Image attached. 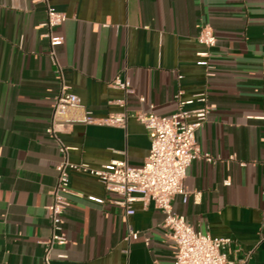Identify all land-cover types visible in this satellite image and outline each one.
I'll use <instances>...</instances> for the list:
<instances>
[{"label":"crops","instance_id":"1","mask_svg":"<svg viewBox=\"0 0 264 264\" xmlns=\"http://www.w3.org/2000/svg\"><path fill=\"white\" fill-rule=\"evenodd\" d=\"M47 3L66 16L52 30L63 37L53 48L43 0H0V264H173L161 210L137 199L127 214L122 197L87 171L69 170L66 242L46 251L62 159L46 128L62 83L97 118L169 115L188 99V110L206 106L195 141L214 160H192L188 199L174 196L172 210L197 230L230 238L229 258L264 264V0ZM205 25L216 36L210 69L197 63ZM117 77L130 92L112 86ZM59 137L71 162L94 168L114 159L139 166L150 148L132 117L124 127L76 122Z\"/></svg>","mask_w":264,"mask_h":264},{"label":"built area","instance_id":"2","mask_svg":"<svg viewBox=\"0 0 264 264\" xmlns=\"http://www.w3.org/2000/svg\"><path fill=\"white\" fill-rule=\"evenodd\" d=\"M47 6V17L44 25L48 28L45 34L50 46L63 41L62 36L53 35L52 30L59 26L66 16L43 0ZM198 42L206 47V51L198 53L202 58L198 64L210 69L209 50L216 43V36L210 26H203L198 35ZM54 55V52L52 51ZM112 86L130 92L129 82L115 78ZM143 101V97H139ZM198 100H204L199 97ZM194 100L179 101L178 108L169 115H159L152 111H136L133 113H112L104 118H97L80 103L77 95L68 91L62 83L60 92L53 104V115L46 132L52 135L62 156L57 165V183L52 190V201L48 206L52 227L51 237L45 241L46 251L53 244H64L66 235L62 228V216L68 205V194L72 193L69 184V170L87 171L96 177L105 190L122 197L121 204L126 206V213L133 214L130 204L137 199L152 201L154 206L163 213L162 226L174 244L173 264H246V258L234 260L229 258L227 249L231 239L212 236L210 233L195 229L184 215L173 212L172 198L181 195L183 202L188 199L189 191L184 186L187 169L196 158H204L212 162L209 153H202L195 141V131L206 119V106L193 110L184 108ZM129 117L144 125L150 138L149 152L144 162L132 166L126 160L114 159L98 168L83 163L71 162L68 158L69 147L59 137V133L73 123H98L124 127ZM193 118L190 120L189 118ZM130 237L137 238L136 232ZM264 237V236H263Z\"/></svg>","mask_w":264,"mask_h":264}]
</instances>
